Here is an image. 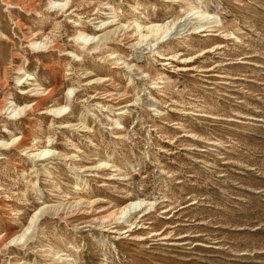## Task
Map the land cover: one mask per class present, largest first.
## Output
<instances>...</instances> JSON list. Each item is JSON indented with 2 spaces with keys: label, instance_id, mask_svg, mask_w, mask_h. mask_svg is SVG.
Returning a JSON list of instances; mask_svg holds the SVG:
<instances>
[{
  "label": "rangeland",
  "instance_id": "rangeland-1",
  "mask_svg": "<svg viewBox=\"0 0 264 264\" xmlns=\"http://www.w3.org/2000/svg\"><path fill=\"white\" fill-rule=\"evenodd\" d=\"M0 264H264V0H0Z\"/></svg>",
  "mask_w": 264,
  "mask_h": 264
}]
</instances>
